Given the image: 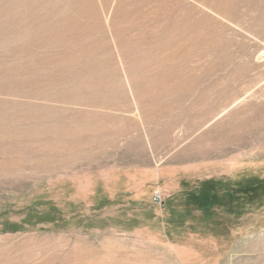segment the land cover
<instances>
[{
	"label": "rangeland",
	"instance_id": "374dc122",
	"mask_svg": "<svg viewBox=\"0 0 264 264\" xmlns=\"http://www.w3.org/2000/svg\"><path fill=\"white\" fill-rule=\"evenodd\" d=\"M0 264H264V0H0Z\"/></svg>",
	"mask_w": 264,
	"mask_h": 264
},
{
	"label": "built area",
	"instance_id": "2783aa9c",
	"mask_svg": "<svg viewBox=\"0 0 264 264\" xmlns=\"http://www.w3.org/2000/svg\"><path fill=\"white\" fill-rule=\"evenodd\" d=\"M155 200L156 201H161L162 200V193L161 192H158L155 194Z\"/></svg>",
	"mask_w": 264,
	"mask_h": 264
}]
</instances>
